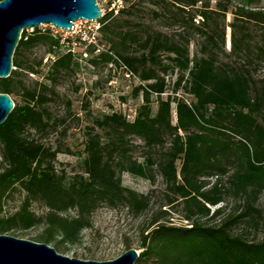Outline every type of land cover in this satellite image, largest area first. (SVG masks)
I'll return each mask as SVG.
<instances>
[{
    "label": "trees",
    "instance_id": "obj_1",
    "mask_svg": "<svg viewBox=\"0 0 264 264\" xmlns=\"http://www.w3.org/2000/svg\"><path fill=\"white\" fill-rule=\"evenodd\" d=\"M210 1L156 0L155 16L168 13V20L196 32L193 54L190 40L181 34L176 37L160 30L136 36L125 33L118 43L104 37L111 50L88 63L108 64L118 56L138 74L141 84L134 94L142 95V104L132 121L120 113L94 120L83 144L82 171L73 175L55 169L59 150L52 151L43 142L62 123L48 108L51 86L17 85V79L25 71L39 74L26 66L24 54L40 44L54 57L51 74L77 71L79 62L71 48L60 52L64 44L49 30L22 32L12 60L16 70L0 79L1 94L18 93L21 98L20 103L12 100L14 108L0 125V235L44 226L43 235L35 242L54 248L77 244L102 205H122L136 217L145 214L150 197L125 188L121 175L153 181L157 173L176 195L167 205L180 201L187 224L166 222V209L151 214L140 232L135 264H264V220L256 208L264 192V78L256 82L252 74L257 63L264 60V42L253 48L242 30L226 53L225 28L212 20V16L225 19L232 14L231 27L235 28L240 21L264 23V12L254 10L252 0H240L234 9L215 0L214 10ZM188 9L195 14L191 16ZM196 17L201 20L199 26L194 24ZM107 18L105 14L99 21ZM101 33L105 35V28ZM130 39L138 41L144 51L139 58L120 51ZM165 59L177 70L173 92L166 98V80L159 72L171 69L164 64ZM134 138L143 143L145 156L141 160L132 154ZM209 178H216L212 185L206 182ZM18 191L24 195L23 202L7 215L6 201ZM228 198L242 200L243 211L225 214L221 206L211 212V207L224 204ZM34 202L44 205V217L31 211ZM70 211L75 215L66 217ZM238 223L246 228L259 226L262 239L249 240L234 233Z\"/></svg>",
    "mask_w": 264,
    "mask_h": 264
},
{
    "label": "rangeland",
    "instance_id": "obj_2",
    "mask_svg": "<svg viewBox=\"0 0 264 264\" xmlns=\"http://www.w3.org/2000/svg\"><path fill=\"white\" fill-rule=\"evenodd\" d=\"M223 5L234 9L240 5V0H220ZM251 7L254 10L264 12V0H252ZM104 15H108L107 20L100 22V32L97 35V41L101 52L111 50L110 43L106 37L113 42L118 43L119 38L125 34L136 36V34H145L153 31H163L190 40V53L196 51L197 36L192 29L184 30L183 27L167 19V14L155 16L157 10L156 0H97ZM215 0L210 1V8H216ZM191 16L195 14L193 9H188ZM212 20L218 23L220 27L225 28V52L230 53L232 41L239 39L240 31H244L249 44L253 48L259 47L264 42V23L256 21H247L237 23V27L232 28L233 15L227 14L225 19L221 15L212 16ZM201 22L199 17L194 19L195 26ZM39 27V30H49L52 34L62 39L64 47L61 53H66L71 48L75 54V60L79 62V69L76 71H63L51 74L50 61L54 60L49 48L43 44L28 50L24 54V63L27 67L33 68L39 72L35 75L29 71L20 73L18 82L27 87H33L36 83H45L51 86L52 101L48 108L53 117L62 120L56 131L44 136L43 142L52 148V151L59 150L54 161L55 169L58 172H65L68 175L81 173L82 171V150L86 134L94 124V120L101 118L105 114L120 113L126 116L128 121H132L136 110L142 104V95H135L134 89L141 84L138 74L134 73L131 80H127L121 70V59L114 55V61L101 63L93 66L88 63L89 59L98 55L95 50L86 49L83 45L72 44L74 40L70 35L62 31H52L49 27ZM105 28V35H102L101 29ZM34 30L27 29L31 34ZM106 36V37H105ZM105 37V38H104ZM65 40V41H63ZM76 42V41H74ZM91 51V52H90ZM120 51L124 55L139 58L144 51L140 43L130 39L126 45L121 46ZM257 51V49H256ZM100 52V53H101ZM86 53V56H84ZM114 54V52H113ZM13 60V59H12ZM164 64H168L171 69L166 73L159 71L164 76L167 84L166 98L173 92V83L176 78L177 70H173V64L165 59ZM13 70H16L14 67ZM12 70V71H13ZM252 74L256 82L264 78V60L257 63L252 69ZM48 77L50 78L48 80ZM181 95V93H179ZM10 98L20 103L21 98L18 93H13ZM153 96V100H154ZM189 98V97H186ZM154 108L156 104L154 103ZM174 108V105L173 107ZM173 124L176 122L175 112L173 111ZM39 138V139H40ZM132 154L134 158L141 160L145 156L143 143L134 138L132 141ZM2 166L1 148H0V168ZM153 181L134 177L128 173L121 175L122 185L125 188L133 190L139 194L150 197V208L139 216L131 215L122 205L116 208H109L105 205L99 207L91 216V227L83 230L80 241L77 244H59L54 248L62 256L78 259L82 261L106 262L112 261L123 255L127 250L134 249L138 253L140 232L142 226L151 214L156 213L159 208L167 210L165 216L166 222H172L176 226L187 224L183 220L184 209L180 201L167 205L170 199L176 198V195L168 190L161 176L154 173ZM216 178L206 179L210 185ZM24 195L19 191L12 195L5 204V212L11 215L16 212L23 202ZM224 206L225 214H239L243 211L244 203L242 200H233L228 198L224 204L217 207H211L213 212L218 207ZM256 208L261 213V219L264 220V192H262L256 203ZM31 211L38 217H44L47 213L46 208L39 202L31 204ZM74 211L65 214L66 217L74 216ZM44 226L34 227L29 230H15L14 233L4 235L12 236L18 239L34 241L36 237L43 235ZM236 234H243L249 240H261L263 233L261 228H246L242 224H236L233 228ZM35 242V241H34ZM142 264H152L143 261Z\"/></svg>",
    "mask_w": 264,
    "mask_h": 264
},
{
    "label": "water",
    "instance_id": "obj_3",
    "mask_svg": "<svg viewBox=\"0 0 264 264\" xmlns=\"http://www.w3.org/2000/svg\"><path fill=\"white\" fill-rule=\"evenodd\" d=\"M103 16L97 0L0 1V79L13 70V55L24 30L46 25L70 30L76 21H99ZM13 108L10 96L0 93V125ZM138 256L129 249L112 261H82L62 256L44 243L0 235V264H135Z\"/></svg>",
    "mask_w": 264,
    "mask_h": 264
},
{
    "label": "built area",
    "instance_id": "obj_4",
    "mask_svg": "<svg viewBox=\"0 0 264 264\" xmlns=\"http://www.w3.org/2000/svg\"><path fill=\"white\" fill-rule=\"evenodd\" d=\"M103 15H104V13H103ZM41 27H46V26H41ZM49 27L51 28L52 31L56 32L59 30V31L66 32L67 34H69L71 39L76 41V42L73 41V43H72L75 46L76 45H83L86 49L88 47H92V48H94L96 53L101 52V48H100L99 43L97 41V35L100 32V21L79 20L73 24V26L70 30L58 29V28H55L51 25ZM30 29L34 30L35 28H30ZM63 41H65V40H63ZM84 56H86V53H84ZM13 69H14V67H13ZM121 70L123 72L124 77L127 80H131V78L135 77L133 72L124 63H121ZM134 117H135V114H134L133 118Z\"/></svg>",
    "mask_w": 264,
    "mask_h": 264
}]
</instances>
